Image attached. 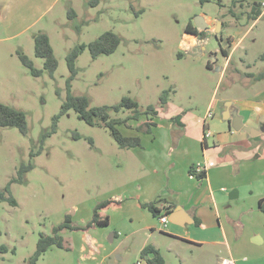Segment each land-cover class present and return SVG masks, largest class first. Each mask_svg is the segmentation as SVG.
Listing matches in <instances>:
<instances>
[{"label":"rangeland","instance_id":"374dc122","mask_svg":"<svg viewBox=\"0 0 264 264\" xmlns=\"http://www.w3.org/2000/svg\"><path fill=\"white\" fill-rule=\"evenodd\" d=\"M92 1L60 0L18 41L8 40L12 32L0 24V103L25 112L29 127L27 135L17 128H0V190L11 184L18 202L16 207L0 202V249H8L0 250V264H30L42 235H52L67 215L75 225L86 226L97 204L106 200L122 202L108 213V229L68 230L62 236L69 250L55 246L37 264H139L141 251L148 245L159 247L167 264H193L194 258L205 257L212 247L194 249L161 234L159 219L133 208L135 202L127 197L137 188L136 165L108 129L91 127L70 110L60 118L56 132L46 135L67 100L69 53L106 32L120 37L117 51L94 59L86 49L76 62L72 95L85 96L90 107H109L111 119L130 114H116L112 109L130 98L141 110L150 106L159 110V124L167 126L181 116L190 133L200 131L214 101L224 107L229 98L251 97L264 87V79H257L264 73V60L253 63L258 51L245 50L259 28H264V20L252 27L253 19L248 18L256 2L263 0H214L205 5L200 0H100L97 6ZM72 11L76 18H70ZM197 17L213 28L200 39L201 45L188 48L186 40L194 37L187 38L186 28L190 23L197 26ZM219 21L232 25L224 28V34L236 39L239 32L251 29L223 75L225 58L215 53ZM40 33L49 36L58 61L53 76L45 70L44 60L35 56V38ZM259 44L257 49H263L264 40L259 39ZM18 53L28 56L42 75L33 76ZM166 92L169 102L161 109L160 99ZM143 120H131L121 131L142 137L149 146L151 136L137 130ZM245 154L238 152V156ZM30 164L33 168L24 175V182L11 183L19 168ZM257 215L260 218H245V231L231 224L233 251L247 264H264V243L253 240L249 231L250 226L264 233V216ZM171 228L169 222L168 231ZM222 249L224 257L231 258L227 247Z\"/></svg>","mask_w":264,"mask_h":264},{"label":"crops","instance_id":"0c3cea01","mask_svg":"<svg viewBox=\"0 0 264 264\" xmlns=\"http://www.w3.org/2000/svg\"><path fill=\"white\" fill-rule=\"evenodd\" d=\"M59 2L60 0H0V24L7 25L12 32L8 40L22 39ZM248 18L253 19L252 27L261 24L264 20V0L256 2L248 13ZM204 22L206 25L202 29L193 25L198 30V36L187 34V38L194 37L192 41L186 40L188 48L201 45L200 39L206 38V34L211 32L213 26L206 19ZM231 26L225 21L217 23L215 38L219 47L215 53H221L225 58L221 75L227 71L235 50L244 44L251 30L249 28L246 32H239L236 39L228 32L224 34V28ZM5 31L7 32L6 29ZM259 39L264 40V28H259L251 44L245 49L258 51L252 59L253 63L264 56V48L257 49V45L261 46ZM214 60L218 61L217 58ZM208 66L212 68V62ZM225 104L226 106L220 107L214 101L210 108L213 110L212 117L204 121L200 131L196 129L192 133L183 119L181 123L184 126L173 122L166 126L159 124L156 119L157 127L153 128L151 134H146L152 138L149 146L140 137L142 147L128 150L136 165L137 188L129 192L127 201L135 202L132 203L135 210H145L142 204L162 200L157 207L161 210V215L170 213L169 220L172 218L173 223L170 231L167 229L168 224L166 227L161 225V234L185 242L194 249H202L205 245L212 247L205 257L194 258L193 264H223L224 261L247 264L249 261L243 262L233 251L231 224L235 222L237 227L245 231L246 217L255 216L258 219L260 215L257 214H263L259 211L258 204L264 196V151L258 153L257 150L264 149V87L251 97L229 98ZM226 113L229 116L222 118ZM234 125L241 130L237 131ZM207 128L211 136L205 138ZM240 151L246 154L238 156ZM197 165L206 173L202 180L190 173L191 168ZM257 166L260 167L258 171ZM234 209L237 210L233 212ZM149 214L153 216L152 213ZM249 229L251 238L263 244L264 233L254 227L249 226ZM153 247L161 253L159 247ZM223 247H227L231 258L224 257ZM141 264H147L146 260Z\"/></svg>","mask_w":264,"mask_h":264},{"label":"trees","instance_id":"16d2710c","mask_svg":"<svg viewBox=\"0 0 264 264\" xmlns=\"http://www.w3.org/2000/svg\"><path fill=\"white\" fill-rule=\"evenodd\" d=\"M99 1L100 0H93V6H97ZM212 1L214 0H200V3L201 5H205L207 3H211ZM76 17L77 13L72 11V13H70V18L73 19ZM186 33L189 35H199L197 28H195L192 23L187 26ZM119 45L120 37L112 32H106L97 40L89 44L79 45L71 50L67 57V65L71 74L67 83V100L62 106L60 114L54 118L52 131L46 135V138L56 132L57 124L60 118L68 111L74 110L79 119L83 120L87 125L108 129L111 136L121 149L130 150L142 147L140 137L123 135L121 127H129V121L135 120L140 122L144 117V121L139 125L137 130L146 134H151L153 128L157 127L155 120L160 116L159 110L151 106L146 110H141L137 101L130 98H123L121 103L112 107V109L116 114L125 111H129L130 114L126 117L111 119L109 107H90L89 100L85 96H74L71 93L72 82L77 76L76 62L82 53H84L86 49H89L92 57L97 59L100 55L109 56L114 54ZM35 56L44 60L45 70L53 76L57 70L58 61L56 59L50 38L46 33H40L35 38ZM18 57L22 65L26 67L33 76L40 77L42 75V71L35 68L33 61L28 56L23 53H18ZM261 60H264V56ZM257 79H264V73L258 76ZM160 101L161 109H165L169 102L167 92L163 94ZM181 119V116H177L172 119V122L174 124L184 126L181 123ZM0 128H17L21 134L27 135L29 127L25 112L0 103ZM76 138H80L79 135H76ZM32 156H34V154H32ZM32 168V164L22 165L17 171L18 177L11 181V183L22 184L24 182V175L32 170ZM190 173L195 174L199 180L206 177L205 172L197 173L195 171V167L191 168ZM10 186L11 184H9L3 191L0 190V202H9L11 206L16 207L18 206V202L13 198ZM161 202L162 200H157L151 203H145L142 204V208L152 213L155 218H159L161 216V210L157 207V205ZM121 204L122 202L119 200H106L97 204L94 209L93 218L86 226L75 225L71 216L67 215L64 223L53 228L52 235H42L40 237L37 244V250L31 258L30 264H37L39 259L55 246L61 249L69 250V248H66V242L62 236V233L68 230L73 232H89L93 228L109 227L110 216L108 215V212L113 208L120 207ZM258 209L264 214V196L259 200ZM0 250H2V252L8 251L5 247H2ZM141 259L146 260L147 264H166L163 255L152 245H148L142 250Z\"/></svg>","mask_w":264,"mask_h":264},{"label":"built area","instance_id":"2783aa9c","mask_svg":"<svg viewBox=\"0 0 264 264\" xmlns=\"http://www.w3.org/2000/svg\"><path fill=\"white\" fill-rule=\"evenodd\" d=\"M212 115H213V110L210 109V110L208 111V114H207V119L211 118ZM210 136H211V132H210V130L207 128V129H206V132H205V138L210 137ZM195 171H196L197 173H202V172H203V169H202V167H201L200 165H197V166L195 167ZM158 219H159L160 224H161L163 227H166L167 224H169V222H170V220H169V214H168L167 212H165L163 215H161ZM139 264H141V263H139ZM223 264H234V262H232V261H224Z\"/></svg>","mask_w":264,"mask_h":264},{"label":"water","instance_id":"95a60500","mask_svg":"<svg viewBox=\"0 0 264 264\" xmlns=\"http://www.w3.org/2000/svg\"><path fill=\"white\" fill-rule=\"evenodd\" d=\"M197 27L202 29L204 28V26L206 25V23L204 22V19L202 17H197ZM229 116V113H226L225 117H228ZM234 128L237 130V131H240L241 128L238 127L237 125H234ZM170 222L173 223V220L172 218H170Z\"/></svg>","mask_w":264,"mask_h":264},{"label":"flooded vegetation","instance_id":"af4514ba","mask_svg":"<svg viewBox=\"0 0 264 264\" xmlns=\"http://www.w3.org/2000/svg\"><path fill=\"white\" fill-rule=\"evenodd\" d=\"M194 36H196V35H194Z\"/></svg>","mask_w":264,"mask_h":264}]
</instances>
